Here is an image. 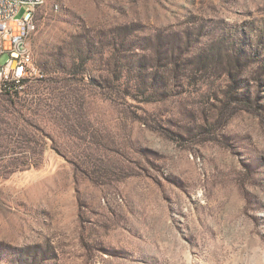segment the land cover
Wrapping results in <instances>:
<instances>
[{
    "label": "rangeland",
    "instance_id": "374dc122",
    "mask_svg": "<svg viewBox=\"0 0 264 264\" xmlns=\"http://www.w3.org/2000/svg\"><path fill=\"white\" fill-rule=\"evenodd\" d=\"M43 1L0 264H264V0Z\"/></svg>",
    "mask_w": 264,
    "mask_h": 264
},
{
    "label": "built area",
    "instance_id": "2783aa9c",
    "mask_svg": "<svg viewBox=\"0 0 264 264\" xmlns=\"http://www.w3.org/2000/svg\"><path fill=\"white\" fill-rule=\"evenodd\" d=\"M43 0H0V93L18 95L27 84L42 82L45 73L33 63L30 37L36 31L35 9ZM20 12H23L19 18Z\"/></svg>",
    "mask_w": 264,
    "mask_h": 264
},
{
    "label": "trees",
    "instance_id": "16d2710c",
    "mask_svg": "<svg viewBox=\"0 0 264 264\" xmlns=\"http://www.w3.org/2000/svg\"><path fill=\"white\" fill-rule=\"evenodd\" d=\"M30 94H33V95H34V94H36V92H35V91H33V92L31 91V93H30Z\"/></svg>",
    "mask_w": 264,
    "mask_h": 264
}]
</instances>
